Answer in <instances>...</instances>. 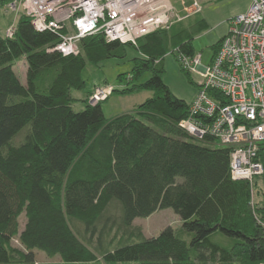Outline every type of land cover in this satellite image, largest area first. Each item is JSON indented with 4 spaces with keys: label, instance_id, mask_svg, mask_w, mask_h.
<instances>
[{
    "label": "trees",
    "instance_id": "trees-1",
    "mask_svg": "<svg viewBox=\"0 0 264 264\" xmlns=\"http://www.w3.org/2000/svg\"><path fill=\"white\" fill-rule=\"evenodd\" d=\"M170 26L135 43L98 30L78 39L75 54L52 49L58 33L34 28L23 13L11 36L0 34V264H35L36 250L58 255V264H264V170L251 182L232 178L230 147L179 126L188 103L163 83L162 56L194 51L187 27ZM127 46L138 54L129 80L111 93L152 95L107 118L100 102H88L90 90L74 110L84 65L121 58ZM164 208L178 227L145 236L133 224ZM216 232L228 242L213 241Z\"/></svg>",
    "mask_w": 264,
    "mask_h": 264
},
{
    "label": "built area",
    "instance_id": "built-area-1",
    "mask_svg": "<svg viewBox=\"0 0 264 264\" xmlns=\"http://www.w3.org/2000/svg\"><path fill=\"white\" fill-rule=\"evenodd\" d=\"M184 4V1L181 0ZM34 28L56 31L52 46L62 54L77 53L78 39L101 30L108 40L135 43L142 35L167 27L170 0H13ZM193 10L199 9L192 0ZM72 32H60L64 25ZM9 27L5 35L11 36ZM182 67L201 76L179 126L189 135L230 147L229 171L234 179L261 175L264 170V0H249L234 14L207 64L200 53H176ZM110 87L95 86L88 102L107 96Z\"/></svg>",
    "mask_w": 264,
    "mask_h": 264
},
{
    "label": "rangeland",
    "instance_id": "rangeland-1",
    "mask_svg": "<svg viewBox=\"0 0 264 264\" xmlns=\"http://www.w3.org/2000/svg\"><path fill=\"white\" fill-rule=\"evenodd\" d=\"M12 1H0V34L5 35V30L11 26L14 29L16 19L21 13L18 5L15 6V9L10 8L9 3ZM170 1L173 11L169 16L167 27L173 25V30L178 27H187L185 30L186 34L190 33L192 36L193 51L194 53H200L202 64H207L210 61L217 48L214 45L218 43V40L227 31L230 17L238 13L244 3V0H197L199 9L194 11V7L191 5L192 0H183L184 4L181 3V0ZM194 20H202L203 26L198 28L196 24L188 25L193 24ZM137 54L136 50L127 46L125 56L121 58H107L97 64L87 62L81 71V76L84 80L83 88L71 91L76 98L72 105L73 109L76 111L81 110L84 106L82 98L85 97L91 88L93 90L98 85L110 87L107 96L99 101L102 113L107 118L131 111L147 97L151 96L153 92L150 89H141L126 94L111 93L112 87H124V82L129 80L128 74L125 73L130 71L133 65L132 57L137 56ZM162 67L163 83L174 96L189 103L197 90L196 83L200 81L201 76L194 72L189 73L184 69L177 59L176 53H171V51L166 52L162 56ZM13 68L19 79L23 81L25 74L24 59L18 58L15 60ZM118 74H120V78H118ZM148 76V72L143 73L139 81H143ZM23 132V130L19 131L13 141L21 140ZM199 141L212 144L203 140ZM252 199H256L254 189H252ZM18 221L19 226L22 227L24 221L23 213L19 215ZM179 221L178 215L171 208H164L158 209L146 217H136L133 220V224L139 226L145 236H154L166 225L178 227ZM211 239L221 244L228 242L227 237L219 232L212 234ZM58 261V255L48 256L43 251L36 250L35 264H58Z\"/></svg>",
    "mask_w": 264,
    "mask_h": 264
},
{
    "label": "crops",
    "instance_id": "crops-1",
    "mask_svg": "<svg viewBox=\"0 0 264 264\" xmlns=\"http://www.w3.org/2000/svg\"><path fill=\"white\" fill-rule=\"evenodd\" d=\"M248 4H249V0H244V3H243V5L241 6V9H240L239 12L244 11V10L248 7ZM200 8H201V7H200ZM239 12H238V13H239ZM90 90H92V88H91ZM90 90H89V92H90ZM179 223H180V221H179Z\"/></svg>",
    "mask_w": 264,
    "mask_h": 264
}]
</instances>
